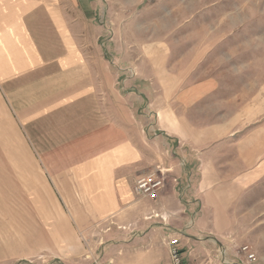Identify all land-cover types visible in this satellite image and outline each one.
<instances>
[{
    "label": "rangeland",
    "instance_id": "obj_1",
    "mask_svg": "<svg viewBox=\"0 0 264 264\" xmlns=\"http://www.w3.org/2000/svg\"><path fill=\"white\" fill-rule=\"evenodd\" d=\"M78 1L90 5L91 56L106 63L107 94L123 96L124 110L137 114L140 142H153L156 157L169 160L145 175L165 169V185L184 174L205 176L210 191L202 190L204 199L180 195L173 215L154 209L148 239L135 245L128 239L145 227L124 223L131 214L92 213L68 175L55 181L28 149L21 154L33 167L4 166L0 146V212L11 222L0 264H172V239L186 264H264V156L251 175L239 173L249 138L264 125V0ZM215 126V143L227 152L217 177L198 167L195 146L201 130ZM53 226L73 236L79 258L51 249ZM179 232L204 244L182 246Z\"/></svg>",
    "mask_w": 264,
    "mask_h": 264
},
{
    "label": "crops",
    "instance_id": "obj_2",
    "mask_svg": "<svg viewBox=\"0 0 264 264\" xmlns=\"http://www.w3.org/2000/svg\"><path fill=\"white\" fill-rule=\"evenodd\" d=\"M89 8L78 0H0V146L5 152L4 166L33 167L21 154L28 149L39 166L56 176L55 181L68 175L66 181L74 184L75 197L91 200L92 213L103 217L123 209L126 215L131 214L124 223L134 219L136 227H145L128 239L137 245L148 239L155 223L154 209L173 215L180 208V195L207 198L202 190L210 191V183L205 176L196 180L194 175L184 174L178 183L171 177L155 197L136 192L141 177L156 163L167 165L169 160L156 157L153 142H140L137 114L124 110L123 96L107 94L106 63L91 56ZM260 127L249 138L252 148L246 159L252 163L248 160L245 170L239 171L247 176L264 156V125ZM219 131L218 126L201 130L195 145L202 152L198 167H211L216 177L224 173L218 167L227 153L221 143H215ZM241 150L242 146L235 147L239 162ZM3 201L1 196L0 208ZM6 215L1 209V249L10 246L11 222ZM53 227L51 249L68 261L79 258L70 247L73 236ZM178 236L182 246L198 250L204 244L196 236L181 232Z\"/></svg>",
    "mask_w": 264,
    "mask_h": 264
},
{
    "label": "built area",
    "instance_id": "obj_3",
    "mask_svg": "<svg viewBox=\"0 0 264 264\" xmlns=\"http://www.w3.org/2000/svg\"><path fill=\"white\" fill-rule=\"evenodd\" d=\"M165 179L166 170L157 168V171L150 172L141 177L136 183L135 190L139 195L155 197L157 190L165 186ZM178 244L177 239H172L169 243L172 264H186ZM242 250L249 251V246H244ZM247 257L253 260L255 253L249 252Z\"/></svg>",
    "mask_w": 264,
    "mask_h": 264
}]
</instances>
